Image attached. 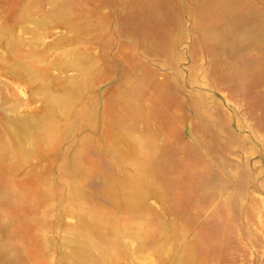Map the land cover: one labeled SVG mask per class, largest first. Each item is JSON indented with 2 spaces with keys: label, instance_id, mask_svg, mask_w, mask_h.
Returning a JSON list of instances; mask_svg holds the SVG:
<instances>
[{
  "label": "rangeland",
  "instance_id": "1",
  "mask_svg": "<svg viewBox=\"0 0 264 264\" xmlns=\"http://www.w3.org/2000/svg\"><path fill=\"white\" fill-rule=\"evenodd\" d=\"M0 264H264V0H0Z\"/></svg>",
  "mask_w": 264,
  "mask_h": 264
}]
</instances>
